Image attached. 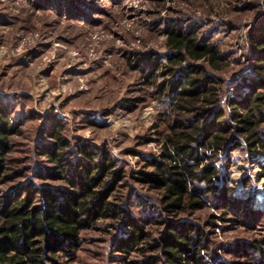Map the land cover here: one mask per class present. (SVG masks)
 Wrapping results in <instances>:
<instances>
[{"label": "rangeland", "instance_id": "rangeland-1", "mask_svg": "<svg viewBox=\"0 0 264 264\" xmlns=\"http://www.w3.org/2000/svg\"><path fill=\"white\" fill-rule=\"evenodd\" d=\"M263 23L264 0H0V107L19 129L12 137L13 172L0 185V209L29 180L61 185L37 177L51 166L39 149L57 121L72 151L78 143L106 149L124 168V205L129 216L148 221L152 236L145 253L136 249L127 256L117 247L123 223L98 221L82 232L69 264H164L148 258L157 255L150 246L165 229L148 215L161 206L159 193L132 174L151 170L146 160L160 155L172 131L170 98L159 85L171 79L161 69L173 53L165 31L196 28L221 49L227 99L252 65L248 38ZM213 163L222 176L218 183L264 214V148L251 152L244 144L222 151ZM236 219L210 203L177 220L195 221L204 230L207 264H240L247 259L242 248L264 237V220Z\"/></svg>", "mask_w": 264, "mask_h": 264}, {"label": "trees", "instance_id": "trees-1", "mask_svg": "<svg viewBox=\"0 0 264 264\" xmlns=\"http://www.w3.org/2000/svg\"><path fill=\"white\" fill-rule=\"evenodd\" d=\"M165 32L173 53L162 68L154 64L171 78L159 85L170 98L172 131L164 136L160 155L146 160L151 170L132 175L160 196L161 206L148 215L165 229L150 246L157 255L148 258L164 264H207L206 233L195 221L177 220L181 214L212 203L223 216H237L238 223L264 220L263 213L252 210L250 200L236 198L233 188L218 183L222 176L213 163L222 151L244 144L251 152L264 148V23L250 32L252 65L236 79L227 99L221 49L196 28ZM151 77L157 82L154 73ZM63 130V124L54 122L49 141L39 149L51 166L37 175L61 185L29 180L2 204L0 264H69L81 246L82 232L101 220L123 223L118 250L127 256L136 249L145 253L152 236L146 232L148 221L129 216L124 205L126 171L106 149L78 143L72 151ZM18 133L17 123L0 107V185L13 172L12 137ZM249 248H242L247 259L240 264H264V237Z\"/></svg>", "mask_w": 264, "mask_h": 264}]
</instances>
